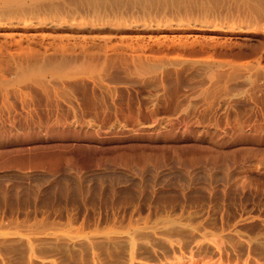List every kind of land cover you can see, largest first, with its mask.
I'll return each mask as SVG.
<instances>
[{
  "label": "rangeland",
  "instance_id": "rangeland-1",
  "mask_svg": "<svg viewBox=\"0 0 264 264\" xmlns=\"http://www.w3.org/2000/svg\"><path fill=\"white\" fill-rule=\"evenodd\" d=\"M17 1L0 264H264V0Z\"/></svg>",
  "mask_w": 264,
  "mask_h": 264
},
{
  "label": "bare ground",
  "instance_id": "bare-ground-1",
  "mask_svg": "<svg viewBox=\"0 0 264 264\" xmlns=\"http://www.w3.org/2000/svg\"><path fill=\"white\" fill-rule=\"evenodd\" d=\"M2 1H7L8 2V4H9V1H12V0H2ZM14 1V0H13ZM17 1V0H16ZM19 1L21 2V0H18L17 2L19 3ZM0 2H1V0H0ZM97 2V1H96ZM2 3V2H1ZM11 3H13V2H11ZM17 3V4H18ZM179 3V2H178ZM13 6V5H12ZM184 39V38H183ZM186 40V39H185ZM223 40V39H222ZM224 42V41H223ZM162 46V45H161ZM199 46V45H198ZM250 70H251V68H250ZM253 70V69H252ZM235 77V76H234Z\"/></svg>",
  "mask_w": 264,
  "mask_h": 264
}]
</instances>
